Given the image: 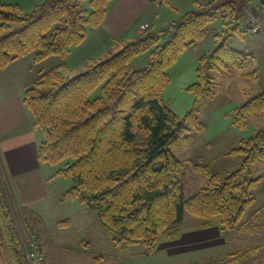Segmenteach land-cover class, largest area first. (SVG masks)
<instances>
[{
  "label": "trees",
  "instance_id": "16d2710c",
  "mask_svg": "<svg viewBox=\"0 0 264 264\" xmlns=\"http://www.w3.org/2000/svg\"><path fill=\"white\" fill-rule=\"evenodd\" d=\"M111 1L44 0L28 12L0 3V69L28 55L34 63L65 59L101 25ZM253 1L194 2L193 9L163 30L149 29L77 75L69 77L61 63L25 90L23 104L42 136L38 161L64 163L56 175L72 183L63 197L78 198L81 207L94 211L113 246L140 245L142 255H151L160 237L177 238L185 212L201 220L199 227L219 223L222 232L244 223L254 188L264 178L250 177L251 167L264 161V127L229 152L243 157L238 169L224 177L208 173L204 187L188 198L180 173L189 161L179 159L173 148L185 146L191 130L203 129L198 110L215 96L219 77L253 76L244 71L250 54L230 42L231 36L243 34L240 23ZM218 17L225 31L214 36V50L199 57L197 80L185 88L193 96L192 105L179 117L164 101L171 82L168 71L204 39ZM143 54L148 63L129 72L128 65ZM97 89L100 93L91 98ZM252 115L264 116V91L236 107L232 123L244 128ZM17 212L0 154V251L5 264H28L22 240L28 244L34 230L28 233L16 224ZM19 229L26 232L23 238Z\"/></svg>",
  "mask_w": 264,
  "mask_h": 264
},
{
  "label": "rangeland",
  "instance_id": "374dc122",
  "mask_svg": "<svg viewBox=\"0 0 264 264\" xmlns=\"http://www.w3.org/2000/svg\"><path fill=\"white\" fill-rule=\"evenodd\" d=\"M9 1L22 5L24 12L30 11L25 6L30 0H0V3ZM138 25L136 31L140 35ZM223 31L222 20L218 17L208 28L204 39L194 49H189L191 52L197 50L198 58L181 55L170 67L168 72L171 82L164 91V101L179 117L191 108L193 96L184 87L196 82L195 68L199 57L214 50V36L223 35ZM230 42L232 47L250 54L244 71L254 73L251 78H233L227 75L219 77L215 96L206 100L198 110L197 116L203 129L198 132L191 130L188 143L183 147L173 148L179 159L189 161L180 173L185 198L204 187L208 173L224 177L238 169L243 157L239 154L230 155L229 152L240 146V139L249 138L264 127V116L261 115L249 116L245 127L241 129L232 123L234 109L264 91V34L233 35ZM145 56L146 60L143 57L134 59L128 65V71L144 67L149 61L148 55ZM20 59L29 60L30 66L15 63L5 69L6 75L0 76V90L19 85L30 87L37 75L61 62L58 57H50L35 64L31 55ZM70 63L75 64L74 59ZM16 66L21 68L16 70ZM80 72L71 70L67 75L73 77ZM99 93L100 90L97 89L91 94V98ZM23 128L26 129L25 126ZM133 132L137 135V140L142 139L136 128ZM63 165L64 163L45 164V168L56 172ZM198 166L204 167L207 173ZM259 176H264V161L251 167L250 177ZM71 183L68 177L56 175L52 185L68 189ZM56 198L27 208L23 214L18 211L17 216H14L16 224L20 223L22 229L24 227L28 233H32L30 227H34L35 232L32 234L37 236L40 256L44 258L42 262L45 264H264V178L256 184L254 202L248 207L241 221L244 223L238 229L222 232L219 223H214L209 228H201V220L185 212L177 238L165 240L160 237L154 251L148 256L141 254L143 248L140 245L128 249L113 246L96 213L81 207L78 198ZM66 219L70 220L68 224H58ZM23 234L20 231L21 238L26 232ZM22 241L25 248V241ZM26 259L30 264L27 256Z\"/></svg>",
  "mask_w": 264,
  "mask_h": 264
},
{
  "label": "crops",
  "instance_id": "0c3cea01",
  "mask_svg": "<svg viewBox=\"0 0 264 264\" xmlns=\"http://www.w3.org/2000/svg\"><path fill=\"white\" fill-rule=\"evenodd\" d=\"M42 1L44 0H30L25 6L31 9L35 4ZM209 1L112 0L101 25L90 30L86 40L81 45L72 48L69 55L65 59H61L59 64H66L67 74L71 70L82 71L90 63L107 57L109 54H114L124 44L137 39L139 35H137L136 29L139 23L148 22L151 31L159 32L183 13L193 9L194 2L205 4ZM9 3L22 7L15 1H9ZM195 47L196 45L189 49ZM189 49L182 54V57L193 55L196 58L197 50L191 52ZM145 55L143 54L136 59L143 57L146 60ZM72 59H74L75 64L70 63ZM15 63L30 66L29 60L19 58L7 67L0 69V76L6 75L5 69ZM20 68L21 66H16V70ZM235 76L237 75H234L233 78ZM38 77L39 75L35 78ZM36 79L32 81L34 82ZM5 85H7L6 82ZM27 88L25 85H19V87H8L0 90V154L17 210L22 214L25 209L48 202L53 197H57L56 200H59L61 196L64 198L65 192L71 187V185L68 189L66 187H54L52 183L57 171L53 172L49 168H45V164L40 163L37 159V149L42 136L40 131L33 126V121L23 104V94ZM60 222L62 224L67 222L66 224H68L70 220L66 219ZM33 228V226L30 227L34 230ZM0 264H5L1 251Z\"/></svg>",
  "mask_w": 264,
  "mask_h": 264
},
{
  "label": "built area",
  "instance_id": "2783aa9c",
  "mask_svg": "<svg viewBox=\"0 0 264 264\" xmlns=\"http://www.w3.org/2000/svg\"><path fill=\"white\" fill-rule=\"evenodd\" d=\"M240 27L245 34L256 35L264 33V0H257L256 3L245 12ZM149 28L150 25L148 22L140 23L138 25V32L140 35L144 34ZM25 249L30 264H43L37 236L34 234L29 235V243H25Z\"/></svg>",
  "mask_w": 264,
  "mask_h": 264
}]
</instances>
